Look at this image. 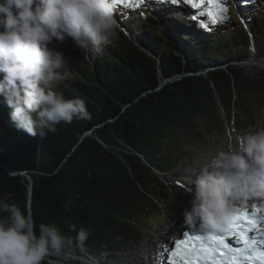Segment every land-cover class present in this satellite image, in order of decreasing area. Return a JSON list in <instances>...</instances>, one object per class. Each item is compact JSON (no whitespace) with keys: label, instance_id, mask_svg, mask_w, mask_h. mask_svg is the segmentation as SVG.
<instances>
[{"label":"trees","instance_id":"16d2710c","mask_svg":"<svg viewBox=\"0 0 264 264\" xmlns=\"http://www.w3.org/2000/svg\"><path fill=\"white\" fill-rule=\"evenodd\" d=\"M126 1L116 4L115 18L128 36L120 34L103 52H85L70 37L56 41L57 47L53 42L69 61L63 69L69 76L54 88L67 99H83L90 119L30 136L10 127L11 110L0 97V165L30 176L37 233L40 223L54 222L73 238L69 254L100 262L143 237L146 210L161 193L174 204L178 200L171 194L178 186L160 182L174 176L183 159L169 157L174 131L192 128L198 118L214 117L222 125L219 110L232 113L234 123L241 101V119L249 103L256 114L264 113V74L249 78L232 65L250 56V36L256 38L260 27L264 33L263 17L259 26L252 12L248 32L231 26L232 31L199 38L188 20H177L178 12L165 5L153 14L167 20L166 30L154 32L141 2ZM181 74L188 77L155 91L162 80ZM177 177L179 184L192 185ZM29 186L25 176L12 177L0 166V198L7 196L28 213ZM81 227L91 232L83 244L75 240Z\"/></svg>","mask_w":264,"mask_h":264},{"label":"clouds","instance_id":"9594fccd","mask_svg":"<svg viewBox=\"0 0 264 264\" xmlns=\"http://www.w3.org/2000/svg\"><path fill=\"white\" fill-rule=\"evenodd\" d=\"M113 0H0V97L9 125L30 136H45L61 122L90 119L85 101L67 99L54 85L69 76V63L54 41L72 38L83 51L103 52L119 38ZM191 210L184 214L195 229L222 230L249 201L264 203V128L246 131L208 161L191 169ZM0 264H67L73 238L56 223L38 225L8 197L0 198ZM91 232L80 228L75 240Z\"/></svg>","mask_w":264,"mask_h":264},{"label":"rangeland","instance_id":"374dc122","mask_svg":"<svg viewBox=\"0 0 264 264\" xmlns=\"http://www.w3.org/2000/svg\"><path fill=\"white\" fill-rule=\"evenodd\" d=\"M130 1L133 4L141 2L140 6H142V10H145V18L149 19V21H153L155 24L151 23L149 25L150 28L153 29V27H155L163 31V33L165 32L167 20H162L160 15L153 14L156 12V6L160 7V5H165L164 7H168L167 9L172 8L178 12L176 17L177 20L181 18L188 20L199 38H203L207 35L214 36L213 34L224 33L225 31H232L229 28L231 26H236L239 32H248L253 22L251 18V16L253 17L252 12L255 13L254 18L258 21L257 24L259 26L260 20L262 17L264 18V0H212L211 3L205 0L204 5L200 9H195L190 5H186L183 3V0H180L178 4H172L171 0H127L126 2L130 3ZM151 2L152 4H150ZM149 5L155 6H153V8L151 6L150 8ZM128 7L131 8L132 5L128 4ZM209 11L216 15V22L208 15ZM260 28V32L257 34L256 38L255 36L254 38L250 36L254 46L250 56L245 61H242L251 63L250 66L241 62L232 64L234 67L241 69L244 75L249 78H258L264 74V33L263 28ZM129 37L131 38L130 35ZM132 40H135L133 36ZM57 46L58 43L56 42L54 47ZM259 60H261V62H258ZM254 105L255 104L249 103L250 110L247 111V116L250 117V119L247 116H244V119L240 118L246 112L244 101H241L240 105L235 107L234 110L236 117L234 123L230 122L232 113L229 117L228 114H223V111L219 110V119L221 122L222 120L224 121L222 125H217L214 117L209 119L198 118L192 128H186L183 131H174L176 134L169 141V157L173 159H183L180 161L181 165H179V168L174 172L175 175L161 177L160 182L166 183L168 187L172 185L178 186L177 190L171 191V194H173L172 196L178 199L176 203L174 204L170 200H167V198H165L166 195L161 193L157 197L158 202L155 206H152L149 211L146 210L147 215L143 223L145 228L142 229L144 230L143 237L139 240L124 243L118 248V251L111 256V259H104V262H100L87 256L68 254L67 263L132 264L131 261L134 258L135 260L133 263L138 264L139 254L144 253L146 255H151L149 252L152 253L151 249L155 247L157 248L155 254L158 255V253L163 250V255L165 253L167 257H174L175 261L178 262L179 259L182 258L173 255L176 251L174 247L175 242L183 239L186 233L192 236H203L202 231H204L205 235L214 232L204 225H198V228L190 233L186 230L188 224L185 221L184 214L186 211L191 210V197L188 193V189L192 187V185L187 186L179 184V178L177 176L181 175L183 180L187 182L192 181L193 175L191 169L196 164L210 160L218 150L226 149L230 140L235 143V138L244 135L246 131H256L260 128H264V113L260 115L256 114ZM261 204L262 203L259 204L249 201L247 205L240 206L241 210L238 214L243 215L246 212L250 217L255 220L257 219V228L259 231H254V233L261 232L264 235V221L259 219L261 215H264L261 212L264 211V208H261ZM178 227L179 230L180 227L183 229V233H179ZM256 237H258V235ZM231 238L232 237H228V240H231ZM159 248H161V250H158ZM53 257L59 259L55 255ZM152 257L155 256L152 255ZM53 264H58V262H53Z\"/></svg>","mask_w":264,"mask_h":264},{"label":"snow or ice","instance_id":"6c2138e0","mask_svg":"<svg viewBox=\"0 0 264 264\" xmlns=\"http://www.w3.org/2000/svg\"><path fill=\"white\" fill-rule=\"evenodd\" d=\"M116 5L119 0H113ZM209 3L212 0H208ZM172 4L180 3V0H171ZM183 3L195 9H200L205 0H183ZM208 15L214 22L217 17L211 11ZM195 18V17H194ZM264 208V203L261 204ZM264 221V215L259 218ZM259 231L257 221L250 217L248 213L232 215L222 230L214 231L207 235L192 236L185 234V237L175 242L176 251L173 255L180 256L186 264H199L200 261H208L210 264H243L247 260L249 264H264V249L258 247L255 239H250L249 234ZM228 237L236 239L237 243H242V249H235L228 241ZM264 244V240L260 241Z\"/></svg>","mask_w":264,"mask_h":264},{"label":"bare ground","instance_id":"6f19581e","mask_svg":"<svg viewBox=\"0 0 264 264\" xmlns=\"http://www.w3.org/2000/svg\"><path fill=\"white\" fill-rule=\"evenodd\" d=\"M263 65H264V62H263ZM250 202H255V203H259V204L261 203L259 201H250ZM242 206H244V205H241V207ZM261 212H262V214H264V211H261ZM197 228H198V226H197ZM197 228H195V229H197ZM195 229L191 228L190 231H189V233L190 232H193ZM178 231H180L179 233H183V229H181V227H180V230H179V227H178ZM202 235L203 236L205 235L204 231H202ZM258 235H259V240L260 241L261 240H264L263 233L261 235L260 234H258ZM250 236H253L254 237L255 236L254 232L250 233ZM260 241H258L257 243H260ZM235 245H236L235 242L233 244H231L232 247H236ZM241 246L238 247V249H240ZM258 247L264 249V244H262L261 246H258ZM156 249H157L156 247L153 248V249H151L152 253L149 252L151 255H146L144 253L139 254V263L138 262L137 263L138 264H185V262H186L184 259H179V261L177 262V261H175L174 257H172V258L171 257H167L165 255V253L163 255V250H162V252L158 253V255H157V254H155V250ZM158 250H161V248H159ZM152 255H154L155 257H152ZM134 260L135 259L133 258L132 261H131L132 264H134L133 263ZM199 264H202V263L199 262Z\"/></svg>","mask_w":264,"mask_h":264},{"label":"water","instance_id":"95a60500","mask_svg":"<svg viewBox=\"0 0 264 264\" xmlns=\"http://www.w3.org/2000/svg\"><path fill=\"white\" fill-rule=\"evenodd\" d=\"M118 24H119V29H118L119 39L121 38L120 37V34H122V33H124V34H126V36H128V34L126 33V31L123 29L122 25L120 23H118ZM152 24H154V23H152ZM153 31L154 32H157V33H163V31H160V29H157L155 27H153ZM258 62H261V60H259ZM241 63L247 64V66H250V64H251L249 62L248 63L241 62ZM202 74H203V76L206 75L205 73H202ZM186 77H188L186 74H181V75H177L175 77H172L170 79L162 80L161 83H160V85H159V87L155 91H160L167 84L179 82V81L185 79ZM0 166L5 170V172L7 174H9L12 177H15V176H25L27 179H29V181H30V186H29V189H28V191H29V214L32 215V210H31V195H32L33 184H32L31 178L27 175V172H14V171H11V170L7 169L5 166H2V165H0Z\"/></svg>","mask_w":264,"mask_h":264}]
</instances>
